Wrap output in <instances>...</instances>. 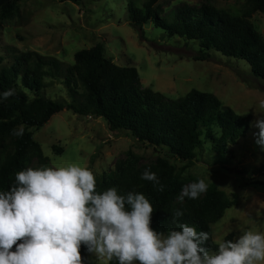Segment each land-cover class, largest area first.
<instances>
[{
	"label": "trees",
	"instance_id": "trees-1",
	"mask_svg": "<svg viewBox=\"0 0 264 264\" xmlns=\"http://www.w3.org/2000/svg\"><path fill=\"white\" fill-rule=\"evenodd\" d=\"M19 1L0 0V21L11 17ZM62 1L77 6L83 2ZM158 1L146 0L141 8L129 4L131 27L142 30L144 25L152 23L168 37L194 44L198 48L196 61L210 60L209 52H214L243 61L254 79L264 81V38L251 22L255 14L264 15V0H243L237 15L204 2L199 6H178L164 16L154 9ZM11 53V64L0 69V93L15 90L7 100L0 97V192L9 191L15 184L16 173L29 168L33 161L37 163L33 169L50 167L33 134L53 115L67 110L82 117L101 118L111 132H128L137 142L159 150L164 156L154 163L141 164L138 156L127 152L112 171L95 178L96 192L102 194L115 187L119 195L129 191L142 193L153 207L154 230L167 234L170 230H180L181 223L193 226L198 232L209 233L205 247L210 253L218 252L212 225L238 201L229 199L213 184L198 199L185 197L181 201V190L189 180L169 159L190 166L206 148L215 158L213 166L226 170L233 159L231 148L245 140L252 129L251 115L237 114L208 92L192 89L180 98L170 99L145 88L137 70L114 64L104 56L101 44L75 52L73 64L67 66L35 52L12 50ZM46 78L61 81L68 101L44 97ZM20 126L24 128L23 135H12V130ZM53 151L57 152L55 148ZM146 169L156 173L164 186L163 192L157 191L152 182L141 179ZM261 173L264 175V167ZM259 184L264 186V182ZM177 209L184 215L178 223H173L172 214ZM225 240L235 241V235L230 233ZM80 252L85 262L87 248L82 245ZM105 264L119 262L113 258Z\"/></svg>",
	"mask_w": 264,
	"mask_h": 264
},
{
	"label": "rangeland",
	"instance_id": "rangeland-1",
	"mask_svg": "<svg viewBox=\"0 0 264 264\" xmlns=\"http://www.w3.org/2000/svg\"><path fill=\"white\" fill-rule=\"evenodd\" d=\"M146 0H83L77 6L62 0H21L15 12L0 21V69L12 62V50L35 52L53 57L65 66L73 64V55L101 44L104 56L117 66H132L143 87L170 99H177L192 89L215 95L237 114H249L256 120L264 112V81L254 79L249 67L240 60L209 52L211 59L196 61L198 48L177 37H168L152 23L142 30L131 27L128 5L141 8ZM207 2L215 8L237 15L243 0H159L155 11L167 15L181 5L199 6ZM251 22L264 38V15L255 14ZM44 97L66 100L68 95L60 80L45 79ZM252 126L245 140L231 148L233 159L226 170L213 166L214 156L207 149L190 166L169 159L189 184L204 179L238 201L223 218L212 225L213 241L223 242L230 233L235 240L247 230L264 232V151L256 144ZM43 156L52 168L75 164L91 170L95 178L113 170L127 152L138 156L141 164L154 163L164 155L153 147L137 142L128 132H111L101 118L82 117L63 110L33 134ZM53 148L57 152L53 151ZM30 167H37L33 161ZM216 254V253H210ZM106 258L87 254L83 264H105Z\"/></svg>",
	"mask_w": 264,
	"mask_h": 264
},
{
	"label": "clouds",
	"instance_id": "clouds-1",
	"mask_svg": "<svg viewBox=\"0 0 264 264\" xmlns=\"http://www.w3.org/2000/svg\"><path fill=\"white\" fill-rule=\"evenodd\" d=\"M14 89L0 93L3 100ZM264 109V100L259 102ZM252 122L256 144L264 151V112ZM23 126L12 130L22 136ZM141 179L157 191L164 186L156 173L145 170ZM204 179L181 190L179 199H198L206 193ZM127 206V207H126ZM153 207L145 195L115 187L96 192L93 172L75 164L31 167L15 175L9 191L0 192V264H83L81 246L98 258L119 264H264V232L244 231L235 241L219 243L218 252L205 247L209 233L178 224L167 234L151 227ZM183 211L172 214L178 223ZM15 248V250H13Z\"/></svg>",
	"mask_w": 264,
	"mask_h": 264
}]
</instances>
